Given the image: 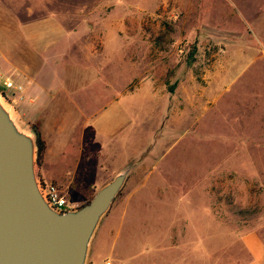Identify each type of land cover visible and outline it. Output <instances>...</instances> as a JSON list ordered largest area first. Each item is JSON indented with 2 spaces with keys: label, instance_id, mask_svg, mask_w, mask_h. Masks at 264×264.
Instances as JSON below:
<instances>
[{
  "label": "rangeland",
  "instance_id": "rangeland-1",
  "mask_svg": "<svg viewBox=\"0 0 264 264\" xmlns=\"http://www.w3.org/2000/svg\"><path fill=\"white\" fill-rule=\"evenodd\" d=\"M0 45V90L23 119L25 85H48L25 119L38 132L65 99L50 113L88 170L100 163L94 190L131 164L108 212L147 221L142 264L189 241L193 264L248 258L243 233L264 237V0H0Z\"/></svg>",
  "mask_w": 264,
  "mask_h": 264
},
{
  "label": "water",
  "instance_id": "water-1",
  "mask_svg": "<svg viewBox=\"0 0 264 264\" xmlns=\"http://www.w3.org/2000/svg\"><path fill=\"white\" fill-rule=\"evenodd\" d=\"M37 160V130L0 90V264H87L92 238L131 164L87 201L59 210L42 191Z\"/></svg>",
  "mask_w": 264,
  "mask_h": 264
},
{
  "label": "crops",
  "instance_id": "crops-1",
  "mask_svg": "<svg viewBox=\"0 0 264 264\" xmlns=\"http://www.w3.org/2000/svg\"><path fill=\"white\" fill-rule=\"evenodd\" d=\"M208 23H210L209 26L212 28V31L218 29V25L212 21L209 20ZM221 31L222 30H220V32ZM0 47L2 48V45H0ZM15 61L20 66V70H31V64L27 63L26 60L18 61L15 59ZM36 84L38 85H25V90L21 93L22 100H20V108L26 120L28 118L31 120L30 117H39L37 110L41 104H38V100L41 98L39 96L38 98L37 96L34 97L33 95L39 93L38 88H45L46 83L37 80ZM47 86L46 88H48ZM59 94L60 93L56 96H59ZM58 99L59 101L55 102L54 108L57 107L56 112L61 114L60 108L63 106L61 101L65 99L62 97H58ZM54 108L50 111L47 109V111L44 112L43 118H41V133L39 131V134L45 141V147L37 162V172L43 182L60 186L68 198L69 207H72L82 204L92 196L95 191L94 185L98 184L102 170L100 163V168L97 173L88 170V163H85V161H88L87 151L84 148L78 150L73 148V142L70 136L65 132L69 127H66V123L60 125L61 121L54 119L52 117L53 114L50 113ZM27 115H29L28 118ZM83 136L84 134H81V137ZM97 153L100 154L99 151H97ZM128 215L130 214H128L127 211L123 213L116 211L108 212L102 218L90 244L87 264H99L105 256H111L116 264H142V255L145 253V250H148V247L144 245L142 226L143 224H147V221L145 222L141 219V224L135 223V221L131 219L132 214L130 217H128ZM140 217L142 218V216ZM126 219L128 220L127 222L132 224H129L130 226H128L125 231V238L120 240L117 245L116 240L119 231ZM152 227L156 228L158 225L152 224ZM159 238L160 239L157 238L156 241L157 247L162 246L165 242L163 236ZM241 239L248 252V258L242 259L236 262V264H264V237L262 234L256 231H248L243 233ZM185 244H189L188 247L184 246L188 251V256L185 254V251L183 255H179V258L183 261V264H193L190 260V241ZM178 245H181V243L170 240L167 246L170 251H172L174 248H177ZM102 247L105 249L103 252L107 254L100 256ZM194 253H196V250H194ZM177 258L170 259L167 264H180L178 263L180 259L177 260Z\"/></svg>",
  "mask_w": 264,
  "mask_h": 264
},
{
  "label": "built area",
  "instance_id": "built-area-1",
  "mask_svg": "<svg viewBox=\"0 0 264 264\" xmlns=\"http://www.w3.org/2000/svg\"><path fill=\"white\" fill-rule=\"evenodd\" d=\"M3 84L6 88H13L14 90L21 89L22 85L16 83L12 78L5 76L3 79ZM42 191L44 195L48 198L49 202L57 209L64 210L69 208V201L66 197L63 189L53 183L43 182ZM99 264H116L115 260L111 256H105Z\"/></svg>",
  "mask_w": 264,
  "mask_h": 264
},
{
  "label": "trees",
  "instance_id": "trees-1",
  "mask_svg": "<svg viewBox=\"0 0 264 264\" xmlns=\"http://www.w3.org/2000/svg\"><path fill=\"white\" fill-rule=\"evenodd\" d=\"M37 144H38V160H39L45 147V141L43 138H41L38 130H37Z\"/></svg>",
  "mask_w": 264,
  "mask_h": 264
}]
</instances>
